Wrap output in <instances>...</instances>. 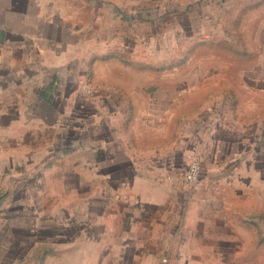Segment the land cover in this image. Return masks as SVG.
Listing matches in <instances>:
<instances>
[{"label":"rangeland","instance_id":"obj_1","mask_svg":"<svg viewBox=\"0 0 264 264\" xmlns=\"http://www.w3.org/2000/svg\"><path fill=\"white\" fill-rule=\"evenodd\" d=\"M90 1L92 18L101 1L104 24L107 18L112 27L123 13L115 5L130 10L141 5V0ZM186 1L182 19H167L163 12L156 35L148 38L127 32L108 38L93 28V42L84 45L93 58L58 66L63 73L58 84L70 85L63 100L75 120H108L121 108L126 132L141 133L147 127L141 118L151 126L168 124V144L157 146L158 163L182 176L192 155L200 160L198 178L183 186L206 202L203 229L198 231L197 222L196 231L175 244L170 264H264V0ZM38 2L39 15L58 25L68 19L78 24L89 13V0ZM150 4L159 6L158 0ZM142 13L137 8L134 16ZM101 38L108 41L99 47ZM131 85L144 90L126 91ZM116 90L118 99L111 97ZM204 176L211 188H202ZM11 218L0 219V264H39L51 241H39L33 227L38 221L29 211ZM195 222H188L189 230Z\"/></svg>","mask_w":264,"mask_h":264},{"label":"crops","instance_id":"obj_2","mask_svg":"<svg viewBox=\"0 0 264 264\" xmlns=\"http://www.w3.org/2000/svg\"><path fill=\"white\" fill-rule=\"evenodd\" d=\"M38 1L0 0V219L33 215L39 241H51L39 264H170L175 244L196 231L197 222L198 231L203 229L206 202L183 186L178 169L157 162V146L168 144V124L151 126L141 118L147 126L141 133L126 132L121 108L108 120L77 121L63 100L69 83L59 93L63 73L57 69L66 61L93 58L84 48L93 42V28L108 38L123 32L148 38L162 24L159 15L182 19L188 1L158 0L155 8L141 0L139 19L137 8L115 5L123 12L115 27L107 18L104 24L101 1L94 19L89 0L82 22L59 25L39 15ZM101 40L94 43L108 41ZM117 90L111 97L119 98ZM206 180L202 177L203 189L212 187Z\"/></svg>","mask_w":264,"mask_h":264},{"label":"built area","instance_id":"obj_3","mask_svg":"<svg viewBox=\"0 0 264 264\" xmlns=\"http://www.w3.org/2000/svg\"><path fill=\"white\" fill-rule=\"evenodd\" d=\"M199 171H200V160L196 155H192L183 173V182L185 184H190L196 181L199 175Z\"/></svg>","mask_w":264,"mask_h":264}]
</instances>
